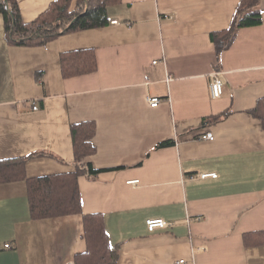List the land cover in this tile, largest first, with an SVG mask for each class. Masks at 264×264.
<instances>
[{
    "label": "crops",
    "instance_id": "crops-1",
    "mask_svg": "<svg viewBox=\"0 0 264 264\" xmlns=\"http://www.w3.org/2000/svg\"><path fill=\"white\" fill-rule=\"evenodd\" d=\"M55 1L17 0L26 23ZM240 5L119 0L108 25L43 46L10 44L0 14V162L25 159L27 179L100 172L79 177L83 214L57 218L32 217L24 178L0 182V264H76L91 215L117 264H264V0L260 25L215 44ZM75 51H93L97 70L65 77L61 57ZM88 123L96 151L79 160L72 130ZM150 219L171 225L149 232Z\"/></svg>",
    "mask_w": 264,
    "mask_h": 264
},
{
    "label": "trees",
    "instance_id": "trees-1",
    "mask_svg": "<svg viewBox=\"0 0 264 264\" xmlns=\"http://www.w3.org/2000/svg\"><path fill=\"white\" fill-rule=\"evenodd\" d=\"M119 0H56L36 20L26 23L17 0H0V14L6 21L10 44L19 46H43L57 37L71 32L96 29L108 25L107 9ZM259 0H241L236 17L230 28L215 38L219 51L228 49L242 28L262 23V15L256 10ZM94 51V50H93ZM93 51H75L61 57L63 75L74 77L97 70ZM264 121L260 107L254 113ZM73 138L77 159L93 155L96 151L92 139L95 125L92 123L73 126ZM23 160L0 162V182L24 178L32 217L35 219L82 215L79 177H96L100 172L91 164L86 170L78 168L75 173L50 175L27 179ZM87 251L76 257V264H117L119 249L111 245L104 218L99 215L84 216ZM264 235V232L261 233Z\"/></svg>",
    "mask_w": 264,
    "mask_h": 264
},
{
    "label": "built area",
    "instance_id": "built-area-1",
    "mask_svg": "<svg viewBox=\"0 0 264 264\" xmlns=\"http://www.w3.org/2000/svg\"><path fill=\"white\" fill-rule=\"evenodd\" d=\"M114 24H116L117 22H113ZM210 93H211V97L214 100L220 99L223 96L224 93V84L223 81L217 77H214L210 83ZM148 103L150 104L151 107L153 108H157L159 107L160 103H161V99L159 98H148ZM34 110H38L37 105L35 104L34 106ZM203 140L206 141H214L215 140V136L212 133H207L205 135H203L202 137ZM202 179H206V178H217L218 175L217 174H203L200 176ZM140 183V180H132L129 181L128 184L132 185V186H136ZM171 224H169L168 222H166L164 219H150L147 221V227L149 232H155L158 229H164L169 227ZM10 245H7V248H9ZM66 264H74V262H68ZM177 264H186L185 260H181L179 262H177Z\"/></svg>",
    "mask_w": 264,
    "mask_h": 264
}]
</instances>
